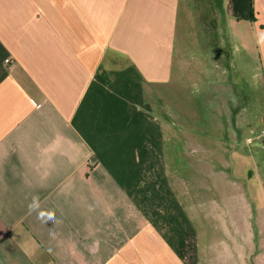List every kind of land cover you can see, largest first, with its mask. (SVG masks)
<instances>
[{"label": "crops", "instance_id": "0c3cea01", "mask_svg": "<svg viewBox=\"0 0 264 264\" xmlns=\"http://www.w3.org/2000/svg\"><path fill=\"white\" fill-rule=\"evenodd\" d=\"M254 45L264 0H0V264H264L251 171L191 198L157 114L175 56L221 94Z\"/></svg>", "mask_w": 264, "mask_h": 264}, {"label": "rangeland", "instance_id": "374dc122", "mask_svg": "<svg viewBox=\"0 0 264 264\" xmlns=\"http://www.w3.org/2000/svg\"><path fill=\"white\" fill-rule=\"evenodd\" d=\"M228 53L238 62L242 57V66L247 65L243 71L246 79L234 76L233 90L221 94L207 93L199 86L192 74L197 63L185 64L190 77L183 79L180 57L175 56L173 82L166 95L157 96L162 101L157 114L168 109L163 115V152L168 171L186 182L191 198L198 194V175L211 194L228 196L229 184L222 182L218 190L213 170H226L231 164L236 171H251L253 191L249 194L253 195L255 212L264 215V74L255 45L246 50L234 47ZM226 208L230 214L231 209Z\"/></svg>", "mask_w": 264, "mask_h": 264}, {"label": "trees", "instance_id": "16d2710c", "mask_svg": "<svg viewBox=\"0 0 264 264\" xmlns=\"http://www.w3.org/2000/svg\"><path fill=\"white\" fill-rule=\"evenodd\" d=\"M101 77L104 79L105 83H109L108 80H106V76L104 77L103 75H101Z\"/></svg>", "mask_w": 264, "mask_h": 264}, {"label": "built area", "instance_id": "2783aa9c", "mask_svg": "<svg viewBox=\"0 0 264 264\" xmlns=\"http://www.w3.org/2000/svg\"><path fill=\"white\" fill-rule=\"evenodd\" d=\"M10 62H11L10 59H7V60H6V63H7V64H10Z\"/></svg>", "mask_w": 264, "mask_h": 264}]
</instances>
